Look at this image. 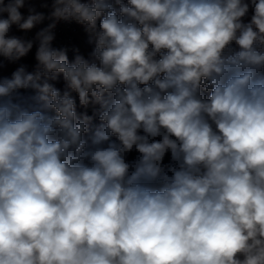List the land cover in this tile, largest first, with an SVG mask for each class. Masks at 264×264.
I'll list each match as a JSON object with an SVG mask.
<instances>
[{
    "label": "clouds",
    "instance_id": "obj_1",
    "mask_svg": "<svg viewBox=\"0 0 264 264\" xmlns=\"http://www.w3.org/2000/svg\"><path fill=\"white\" fill-rule=\"evenodd\" d=\"M0 264H264V0H0Z\"/></svg>",
    "mask_w": 264,
    "mask_h": 264
},
{
    "label": "built area",
    "instance_id": "obj_2",
    "mask_svg": "<svg viewBox=\"0 0 264 264\" xmlns=\"http://www.w3.org/2000/svg\"><path fill=\"white\" fill-rule=\"evenodd\" d=\"M82 36L79 33V29L73 26L71 29L63 31L60 37L61 43H72V42H80Z\"/></svg>",
    "mask_w": 264,
    "mask_h": 264
},
{
    "label": "rangeland",
    "instance_id": "obj_3",
    "mask_svg": "<svg viewBox=\"0 0 264 264\" xmlns=\"http://www.w3.org/2000/svg\"><path fill=\"white\" fill-rule=\"evenodd\" d=\"M82 40V39H81Z\"/></svg>",
    "mask_w": 264,
    "mask_h": 264
}]
</instances>
